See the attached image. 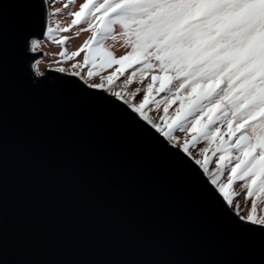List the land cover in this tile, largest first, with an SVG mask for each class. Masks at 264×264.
<instances>
[{
	"label": "water",
	"instance_id": "95a60500",
	"mask_svg": "<svg viewBox=\"0 0 264 264\" xmlns=\"http://www.w3.org/2000/svg\"><path fill=\"white\" fill-rule=\"evenodd\" d=\"M44 28L41 0H0V264H264V229L179 150L74 77L32 75Z\"/></svg>",
	"mask_w": 264,
	"mask_h": 264
},
{
	"label": "snow or ice",
	"instance_id": "6c2138e0",
	"mask_svg": "<svg viewBox=\"0 0 264 264\" xmlns=\"http://www.w3.org/2000/svg\"><path fill=\"white\" fill-rule=\"evenodd\" d=\"M75 2L41 0L45 35L61 48L54 63L84 53L71 75L99 77L88 87L183 153L223 211L264 229V0H85L69 10ZM81 24L75 36L91 35L69 52L61 34Z\"/></svg>",
	"mask_w": 264,
	"mask_h": 264
},
{
	"label": "rangeland",
	"instance_id": "374dc122",
	"mask_svg": "<svg viewBox=\"0 0 264 264\" xmlns=\"http://www.w3.org/2000/svg\"><path fill=\"white\" fill-rule=\"evenodd\" d=\"M79 1L80 2H83V3L85 2V0H79ZM73 6L74 5H72L69 10L73 11ZM66 11H68V10H66ZM48 18H49V23L50 22L52 23L53 17L51 15V10H49V17ZM68 20H70V18L67 17V16H63L61 18V21L62 22H65V21H68ZM67 35L68 34H66V36ZM78 40L79 39H73V38L69 39V41L65 45V47H67V49H68L69 52L75 51L76 44L78 43ZM36 41H39L40 42V46L35 51H32L31 50V45L29 46V49H28L29 50L28 52L30 54H37L38 52L41 53L39 55H36L35 58L33 59V61L30 63V70H31V73H32L33 76L39 77L40 74H46V71L49 70V71H53V72H56V73L65 75V76L75 77V79L78 80L81 84H83V85L85 84L87 86L89 84L99 83L100 82L99 77L89 78V79L87 77H85V79H87V81H86L85 79L82 80V79H80V77L71 75L70 73L72 71V69H71L72 62H65L63 64L54 63V61L58 59V57L56 55H54V54L55 53H59L61 51L60 46L55 45L53 43H50L47 40L46 41H44V40L42 41V40L36 39ZM109 44H112V41H109ZM113 49H114L117 57H119L120 54H122L125 51H127V49H125L123 47H120L119 44H117L116 46H114ZM81 56H82V54L78 56V58H79L78 60H79V62H82L83 63V59H81L82 58ZM59 67H64L65 68V72L56 71V69L59 68ZM113 70L114 69H112L111 71H113ZM108 96H110V94ZM176 107H178V104L172 105V107L170 108V112L171 111H174ZM150 114H155V113H150ZM177 136L178 137H181L182 134L177 133ZM165 142H166L167 146L172 147L170 144H168L167 141H165ZM173 149H175V148H173Z\"/></svg>",
	"mask_w": 264,
	"mask_h": 264
}]
</instances>
